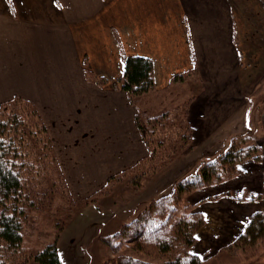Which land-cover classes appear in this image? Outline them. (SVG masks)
Returning a JSON list of instances; mask_svg holds the SVG:
<instances>
[{"label":"crops","instance_id":"crops-1","mask_svg":"<svg viewBox=\"0 0 264 264\" xmlns=\"http://www.w3.org/2000/svg\"><path fill=\"white\" fill-rule=\"evenodd\" d=\"M126 54L152 59L157 93L196 66L203 90L191 98L189 117L201 145L251 103L250 88L264 75V0H0V103L20 93L38 105L56 131L68 181L88 187L74 188L80 196L146 152L137 108L114 87ZM86 70L104 81L91 82ZM248 110L238 119L244 132L254 130ZM97 147L103 162L77 163ZM261 187L251 190L264 195ZM230 201L237 224L220 217L216 241L242 232L260 209Z\"/></svg>","mask_w":264,"mask_h":264},{"label":"rangeland","instance_id":"rangeland-1","mask_svg":"<svg viewBox=\"0 0 264 264\" xmlns=\"http://www.w3.org/2000/svg\"><path fill=\"white\" fill-rule=\"evenodd\" d=\"M90 73L99 83L90 80L91 82L101 84L104 81L94 72ZM178 73H182L183 80L174 79L172 76L170 88L159 93L154 92V89L143 96L140 103L148 116L170 113L165 120L154 119L151 122L150 128L155 129V132L151 133L150 137L153 139V147L159 152L155 161H145L140 168L126 172L124 178L106 186L108 176L104 182L99 183V186L86 190L82 196L75 193L74 188L88 187L79 182L76 184L69 182V177L61 165L62 148L57 141L56 131L52 129V123L46 120L51 127V130L48 127L47 129L52 149L67 179L71 200L62 199L59 192H49L43 204L40 203L37 211L32 212L23 231L25 240L21 247L22 263L39 264L35 260V254L47 244L54 242L65 264H104L108 258H116L120 251L112 250L110 243L103 239L104 236L118 231L124 223L143 211L152 200L171 192L181 180L193 177L204 162L223 152L234 137L240 136L242 141L238 139L239 145L244 142L259 146L262 158L260 162L244 160L237 166L239 167L237 172L231 176L226 172L224 176L218 178L214 173L205 184L184 193L181 200L185 204L195 205L205 214V224L196 232L197 242L192 250L205 259L206 264H264V237L256 245L245 246L234 244L241 232L227 241L213 239V235L219 229L220 217L224 215L227 220H235L230 215L232 209L237 208L232 206L230 198L241 197L244 201H255L260 207L259 210L264 212L263 193L251 190L259 185L262 188L261 183H264V75H260L258 80H261L250 88L251 103L247 100L241 111L236 109L231 117L222 119L221 128L216 127L215 135L200 145L202 140H196L194 137L189 108L191 98L203 90L202 78L196 66ZM117 80L114 87H118ZM15 96L28 99L16 93L0 104ZM33 104L46 125L38 105L34 102ZM247 107L251 114L248 128L252 126V122L254 127L250 132L239 129L238 122V119L244 117ZM202 130L204 131L203 128ZM138 132L140 134L139 129ZM226 138L228 142L221 147ZM142 140L144 141L143 138ZM144 144L146 146L145 141ZM97 149L98 151L85 152L82 158H78L81 161L77 163L103 162L100 153L103 151L99 147ZM148 156L146 146L144 156H140L131 167ZM125 169L127 168L123 170ZM141 172L143 176L136 180L134 178L132 182V177ZM52 189L51 187L50 190ZM227 212L230 215H227ZM247 221L248 218L243 223L244 227ZM140 256L143 259L152 258L145 254Z\"/></svg>","mask_w":264,"mask_h":264},{"label":"trees","instance_id":"trees-1","mask_svg":"<svg viewBox=\"0 0 264 264\" xmlns=\"http://www.w3.org/2000/svg\"><path fill=\"white\" fill-rule=\"evenodd\" d=\"M85 73L88 80L99 83L90 71ZM174 79L183 80L182 73H176ZM117 85L137 108L136 125L149 156L133 167L110 175L106 186L124 178L126 172L140 168L145 161H155L159 152L150 137L155 132L150 128L151 122L165 120L170 114L148 116L140 106L143 96L155 89L150 57L126 54ZM238 139L241 140L240 136L234 137L223 152L204 162L193 177L181 180L171 192L152 200L118 231L104 236L112 250L120 251L116 258H108L104 264H206V260L192 250L197 242L196 232L205 224L204 213L195 205L183 203L181 197L205 184L214 173L218 178L226 172L231 176L244 160L260 162L259 146L244 142L239 145ZM142 174H135L132 182ZM53 191L62 194V199L71 200L47 126L32 101L15 96L0 104V264H24L21 262L24 227L32 212L37 211L47 194ZM263 237L264 212L256 210L248 215L244 230L234 244L256 245ZM139 253L152 258L143 259ZM35 260L39 264H65L55 242L39 250Z\"/></svg>","mask_w":264,"mask_h":264}]
</instances>
